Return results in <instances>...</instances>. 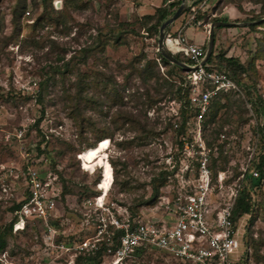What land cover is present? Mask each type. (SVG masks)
Masks as SVG:
<instances>
[{"label": "rangeland", "instance_id": "374dc122", "mask_svg": "<svg viewBox=\"0 0 264 264\" xmlns=\"http://www.w3.org/2000/svg\"><path fill=\"white\" fill-rule=\"evenodd\" d=\"M257 1L225 0L239 9L237 19L223 14V6L206 8V21L200 27L207 28L213 18L241 24L236 26L238 33L227 28L215 33L212 51L245 64L244 87L220 98L223 107L204 130V139L218 160L216 171L224 168L222 196L235 189L236 202L251 190L246 171L256 168L263 152L258 136L261 120L250 92L254 88L256 95L264 97V18L257 19L261 12ZM84 2L86 7L70 11L59 25L51 21L54 15L47 12L49 5L45 11L41 0H0V231L14 223L15 207L26 196L20 175L27 164L56 175L58 181L63 178L71 192L57 205L53 225L61 221L65 227L59 230L54 225L56 237L81 240L92 235V223L83 222L78 198L82 193L99 195V183L106 193L113 179L108 200L138 211L143 219L160 218V197L171 191L173 183L167 177L165 187L150 203L153 179L166 171L164 158L171 145L175 148L174 126L182 121L179 102L160 85L177 80L182 72L170 75L167 67H159L158 83L141 78L147 74L141 75L146 61L159 54L158 35L147 33L150 25L134 11L139 0ZM63 3L53 0L50 6L56 12ZM119 31L128 33L115 42ZM205 34L207 39L208 30ZM185 35L194 42L200 39L198 34L191 37L190 28ZM100 37L107 42L103 49H96ZM82 48L88 50L86 54ZM90 48L94 51L89 52ZM148 95L158 102L150 103ZM41 135L45 143L40 142ZM251 202L253 211L240 219L239 226L243 242L251 249L249 264H264V181ZM42 240L44 233L37 224L29 223L16 232L12 228L0 252V264H68V256L60 260L44 252ZM79 258L71 261L87 264ZM127 264L181 263L152 251Z\"/></svg>", "mask_w": 264, "mask_h": 264}, {"label": "built area", "instance_id": "2783aa9c", "mask_svg": "<svg viewBox=\"0 0 264 264\" xmlns=\"http://www.w3.org/2000/svg\"><path fill=\"white\" fill-rule=\"evenodd\" d=\"M204 4L191 8L183 27L204 25L197 19ZM164 44L173 56L190 60L193 64L189 66L197 69L185 72L190 82L189 105L194 114L187 123V131L178 137V146L173 149L171 145L164 158L173 185L168 196L160 197V218L132 217L127 208L110 202L112 179L106 193L99 183V195L82 199L83 222L92 223V235L56 243L53 222L60 192L58 177L27 164L20 175L26 196L14 211V232L29 223L37 224L42 227L44 243L58 253V258L68 256V264H73L71 259L77 256L95 258L99 254L103 264H127L136 258V252L143 250H158L182 264H249L251 249L243 242L240 219H234L235 189L230 188V193L222 196L226 176L224 172L215 176L209 168L213 153L204 139L203 127L211 101L221 94L238 92V85L225 73L208 69L207 64L202 66L203 48L190 43L182 29L166 33ZM174 127L178 129L177 124ZM16 137L19 139L22 134ZM246 172L251 180L259 178L255 168L248 167Z\"/></svg>", "mask_w": 264, "mask_h": 264}, {"label": "trees", "instance_id": "16d2710c", "mask_svg": "<svg viewBox=\"0 0 264 264\" xmlns=\"http://www.w3.org/2000/svg\"><path fill=\"white\" fill-rule=\"evenodd\" d=\"M41 1H42V4H43L45 11L48 10V5H49L50 10L47 12L49 13L50 16L54 15V17L51 18V21H55L56 22L55 24L60 23L59 19H61V21L63 22L64 18L66 16H70L69 15L70 11H78V10H81L83 6L86 7V4H85V2L83 3V0H64L63 8L61 10L55 12V11H53L52 7L50 6L52 4L53 0H41ZM204 2H206V0H192L190 5H189V8L187 9L185 14L190 15L191 8H193V7L198 8L200 6V4H203ZM180 3H181V0L172 2L166 6H163L161 8L156 9L154 15L143 17V20L146 21L150 25L147 29H145L146 32L149 33L151 36L156 37L161 23L173 15V13L178 8ZM225 3H226L225 0H217V3L215 5L216 6L215 9H217L221 6H223L224 8L227 6L233 7V5H231V4L227 5ZM257 3L261 4V12L258 14L260 16L257 17V19H262V18H264V4H263V2H259V0L257 1ZM235 9L237 12L239 11L238 8L235 7ZM202 12H203V10H198L197 19L202 20L204 22V21H206L207 16L205 15L204 12L203 13ZM16 18H17V15L15 13L14 19L16 20ZM249 21H254V20L251 19ZM211 22L212 23L213 22H226V20L220 19V18H213L210 21V23ZM261 25H264V22ZM221 29L222 28L215 29V33L217 34V32ZM126 33H128V32L127 31L117 32L115 34V37H116L115 42L119 41L120 37ZM215 33H214V44L216 43ZM103 41L104 40H102V37H100V39L97 40L96 49L97 48L103 49L105 43L107 42V41H104V42ZM202 48L205 52L206 46H202ZM80 51L83 52V54H86V52L88 50H86V48H82ZM93 51L94 50L92 48L89 49V52H93ZM178 56H180V55H176L174 57L177 60H179L180 62L188 64V65L193 64L190 60H188L182 56H181L182 59H180V58H178ZM157 59L159 60V62H157ZM84 60L86 61V56H85ZM207 66H208V69L216 70L218 72H222V73H225L226 75H228L238 85L239 91H240L241 87H244L243 85L245 84V81H246L247 68H246L245 64L243 62H241L238 58L233 57V56L228 57L223 52H217L216 50H214V51H212L211 56L207 62ZM145 67H146V70L141 73V75H143V76H144V74L147 73L146 77L145 76H144V78L141 77L145 81V83H148L149 82L148 80H151L153 78L158 83V81L161 79L158 75L159 67H164V68L167 67L168 68L167 73L170 75L176 71L182 72V75H179L177 80H174V81L170 80L171 83L165 81V84L160 85V87L166 88L169 93H172L174 95L175 99L180 104L179 112H180L182 121L178 125V129L174 130V132H175L174 147H176V146H178V137L183 135L187 131V129H188L187 123L192 118V115L194 114L193 110L190 108V105H189L190 82L187 80V76L182 69H180L177 66H172L165 59H163L160 55H157V58H155V59L147 60ZM155 70H157V73L155 72ZM250 92H252L255 95V98H254L253 95L251 94V97H253V98H251V103L253 104V106H256V109L258 110V113H259V118L261 120V122L259 124L261 126H259V129H258V131H260V133L258 134V136L261 140L260 146H259V151L263 150V152L261 154L262 156L259 157L258 165L255 168V169H257V171L259 173V178L256 180L249 181V185H250L251 190L247 192V195L241 196L239 198V200H237V202L235 203V206H234V219L235 220H239V219L243 218L245 215H249L253 211V203L251 202L252 198L254 196L256 189L264 181V97L256 95V90L254 88L253 89L251 88ZM225 96H226V94H221L217 98H215L211 101L209 111L205 115L204 121H203L204 130H206V127L209 126V124H211L212 122L215 121L219 110L223 107V105L221 104L220 98L225 97ZM147 99L150 103H153V104L158 102V100L150 97L149 95H148ZM39 123H40V120L37 121V124H36L37 128L40 125ZM150 132L152 133V131H150ZM213 134H215L216 136L219 135L216 131H214ZM41 137H42V139L40 142L45 143L44 135L43 136L41 135ZM207 145L210 146L209 143H207ZM217 161H218L217 158H214V156H213L211 158L210 163H209V168L214 172L215 176L218 173H222L224 171L223 166H219L217 168V171H216ZM113 173H114V171H113ZM168 176H169V172L164 171V172H160L158 174V178L153 179L151 193H150V198H151L150 203H152L153 200L157 198L159 192L162 190L163 187H165L163 185L165 184V180ZM58 183L60 185V190H59L60 192H59V198L57 199V201H58V203H61L62 200H65L68 197H70L71 192L68 191V189L65 185L66 181L63 178L61 180H59ZM98 192L99 191H97V193ZM94 195L82 193L80 195V197L78 198V202L81 203L83 198L90 199V198H94L97 196V195L96 196H94ZM81 196H85V197L82 198ZM18 206H19V204L15 207V209L18 208ZM128 212L130 213V215L132 217H140L138 211H134L132 209L129 210V208H128ZM12 225H14L13 222L10 223L8 226H6L4 229H2V231H0V252L3 251V249L5 247L6 236L8 234L12 233V228H13ZM54 225L59 230H63L62 228L65 227L64 223L61 221H55ZM26 226H25V228H26ZM55 241H56V243H67V242H73L74 239H72V237H69V236L68 237L65 236L63 238V235L61 234V235H58L56 237ZM42 245L44 246L43 247L44 252H47L49 256L56 255V257H57L58 253L55 250H52L51 248H49L44 243V241L42 242ZM152 251L162 253L158 250L138 251L135 254L136 259H138L142 255H144L148 252H152ZM62 258L63 257H60V260H62ZM79 260H81L82 262H85V263L86 262L88 263L91 261H94L95 264H101L102 263V259L100 258V254L97 255L95 258H88L85 256H80Z\"/></svg>", "mask_w": 264, "mask_h": 264}, {"label": "crops", "instance_id": "0c3cea01", "mask_svg": "<svg viewBox=\"0 0 264 264\" xmlns=\"http://www.w3.org/2000/svg\"><path fill=\"white\" fill-rule=\"evenodd\" d=\"M140 1V5L137 7V8H135L134 9V11L136 12V15L138 16V17H140V18H143V17H145V16H150V15H154L155 14V11H156V9H158V8H161V7H163V6H166V5H168V4H170V3H172V2H175V1H178V0H139ZM191 1L192 0H187V4H188V8H189V5H190V3H191ZM212 2H214L213 3V5H211L212 4ZM216 3H217V0H206V2H205V4L203 5V8L201 9V10H204V9H206V8H210V7H214L215 5H216ZM200 6H202V4H200ZM199 6V7H200ZM186 13V12H185ZM183 14L180 18H178L172 25H171V27L168 29V31L166 32V33H175V32H177V31H179L180 29H182V34H183V36L190 42V43H192V44H195V45H197V46H203L204 44H205V41L207 40L206 39V34H205V30H209L208 29V26H210V25H207V28L206 27H204V28H200V27H195V26H193L192 25V27L190 26V27H188V25L187 26H185V27H183L185 24H186V22L188 21V18H189V15H187V14ZM203 13V12H202ZM237 11H236V9L234 8V7H232V6H227V7H225L224 8V11H223V14H227L229 17H230V19H237ZM202 21V20H201ZM203 22V21H202ZM175 24H176V26H175ZM175 26V27H172V26ZM188 28H190V30H191V37H193L194 35H196V34H198L199 35V37H200V39H199V41L198 42H194L193 40H191V38L189 39V37H187L186 35H185V32L187 31V29ZM217 29V28H216ZM222 29H225V28H222ZM227 29H237L236 31H237V33H238V31H240V30H238V28L236 27V28H233V27H229V28H227ZM229 30V31H230ZM214 33H215V31H214ZM221 32H219V34H220ZM242 33V32H241ZM193 35V36H192ZM193 41V42H192ZM216 42H217V39H216ZM215 48H217V44H216V46H215Z\"/></svg>", "mask_w": 264, "mask_h": 264}, {"label": "water", "instance_id": "95a60500", "mask_svg": "<svg viewBox=\"0 0 264 264\" xmlns=\"http://www.w3.org/2000/svg\"><path fill=\"white\" fill-rule=\"evenodd\" d=\"M188 9L187 0H181V3L176 9V11L173 13L172 16H170L167 20L161 23L159 29H158V37H157V53L165 59L169 64L172 66H177L180 69H182L184 72H190L197 69V66H189L188 64L182 63L179 60H177L166 48L164 44V39L166 32L171 27V25L180 18ZM261 21V20H260ZM255 23V22H254ZM253 24L249 23L248 25ZM241 24L237 23H230V22H213L209 26L208 30V38H207V46L206 51L203 60L201 61V65L207 64L212 50L214 48V31L216 28H229V27H236L240 26Z\"/></svg>", "mask_w": 264, "mask_h": 264}]
</instances>
